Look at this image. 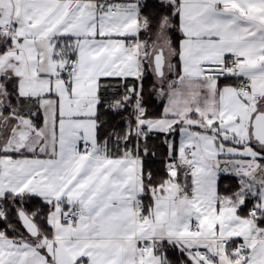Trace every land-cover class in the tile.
I'll list each match as a JSON object with an SVG mask.
<instances>
[{
	"label": "snow or ice",
	"instance_id": "1",
	"mask_svg": "<svg viewBox=\"0 0 264 264\" xmlns=\"http://www.w3.org/2000/svg\"><path fill=\"white\" fill-rule=\"evenodd\" d=\"M0 264H264V0H0Z\"/></svg>",
	"mask_w": 264,
	"mask_h": 264
}]
</instances>
